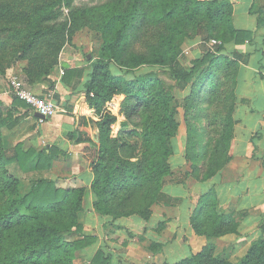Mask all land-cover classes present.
Listing matches in <instances>:
<instances>
[{"label":"trees","instance_id":"obj_1","mask_svg":"<svg viewBox=\"0 0 264 264\" xmlns=\"http://www.w3.org/2000/svg\"><path fill=\"white\" fill-rule=\"evenodd\" d=\"M97 1L73 6V0H36L25 8L0 2V49L7 44L12 60H27L21 71L28 83H34L49 80L64 38L73 28L89 22L96 31L100 43L83 86L89 107L98 116V141L81 131L77 140L88 141L95 150L90 163L92 208L110 217L105 226L133 215L148 220L157 204H168L172 198L163 186L173 172L169 159L171 139L179 132V107L186 112L201 102L208 107L204 118L209 135L201 149H196L195 128L187 125L184 157L198 171L194 176L209 180L231 160L237 58L242 54L228 55L224 43L243 42L252 32L233 25L231 0ZM63 8L68 10V21H57ZM146 25L161 26L156 41L144 52L130 50V39ZM190 37L220 42L191 55L185 52ZM184 54H188L185 64ZM80 74L77 68H67L62 79L66 82ZM187 88L181 101L176 89ZM120 94L124 97L119 112L126 119L112 134L117 117L107 103ZM19 105L28 107L15 97L10 104L0 98V264H74L76 251L97 240V235L81 233L79 215L86 187L61 185L46 176L19 186V177L9 165L26 172L43 171L60 157L57 147L37 148L24 140L6 148L2 127L17 123ZM214 126H219L216 137ZM200 160L202 165L197 164ZM190 174L186 171L185 176ZM240 217L232 209L220 208L212 185L199 194L190 215L200 245L178 260L161 264H264L263 218L258 223L263 234L250 242L238 260L215 253L217 239L239 233ZM164 224L158 221L157 228ZM74 232L80 236L66 237ZM153 245L160 242L152 241L149 247ZM109 255L100 246L88 264H109Z\"/></svg>","mask_w":264,"mask_h":264},{"label":"rangeland","instance_id":"obj_2","mask_svg":"<svg viewBox=\"0 0 264 264\" xmlns=\"http://www.w3.org/2000/svg\"><path fill=\"white\" fill-rule=\"evenodd\" d=\"M34 1L36 0H0V2H7L22 8L27 7ZM97 2V0H73V6L92 5ZM62 11L57 17V21H68V10L63 8ZM159 29H161L159 25L139 27L135 37L133 36L130 39L129 49L144 52L149 43L156 41ZM99 43L100 41L96 31L89 22L78 24L76 28H73L71 33L65 36L64 44L57 55L58 62L51 67L48 77L52 78L51 71L55 69V66H58L60 60L68 61L71 58H78V61L88 63L92 57L96 56ZM212 44V39L203 42L199 37H190L186 40L185 48L189 54L196 55L202 53L206 47H211ZM6 46L7 44L3 49H0V98L4 96L2 93L4 89L8 90L9 77L12 75L18 76L29 86L33 84L28 83L25 75L21 71V67L24 66L27 60H12V54ZM184 55L185 59H183V64H185L184 62L188 58V54ZM188 91V88L184 90L176 89V94L182 101V97ZM5 95L10 97V104L12 96L9 95V92ZM123 97L124 95L120 94L111 100L113 103L111 109L117 117V121L112 125V134H116L117 128L120 126V121L126 119L119 112ZM108 106L110 107L109 104ZM205 106L206 102H201L187 112L184 111L183 107H179L178 113L176 114V118L179 121V132L171 139L173 154L169 159L173 172L166 178L164 187L165 185H180L179 187L169 188L170 191L168 190L171 194L177 195V197L172 196L168 200V204H157L148 220H140L138 216L133 215L131 218L137 219H126L122 222H115L114 224L108 223L103 226L101 224L102 219L96 216V214L91 213L89 206L86 205L81 211L79 215V222L82 225L81 233L84 235H96L98 233L99 236H97V240L94 242L95 245H98L100 236L102 237L99 247L102 246L105 253L110 254L109 264H149L150 256L152 255H156L158 261H174L188 255L192 248L200 245L202 240L196 238L191 228L190 215L199 194L206 191L212 185L214 186L213 183L211 185L208 183L213 178L216 179L217 174L203 182L198 180L194 176L198 171L190 167L189 161H185L184 153L187 142V125L195 128L194 138L197 140L196 149H201V145L209 135L207 133L206 119L204 118L205 111L208 107ZM25 107L24 105L18 106L16 113L19 114L15 125L2 127V135L6 148H10L18 140L32 143L31 138H35V146L37 148L42 147L47 141L40 138L41 131H39V125L32 118L29 112L30 109H25ZM129 125L132 126L131 123ZM212 129V135L216 137L219 126H214ZM202 163L200 160L197 164L202 165ZM56 165L57 162H55L54 167L48 170L28 172L22 171L15 164L9 165L8 168L19 177V182H21L19 186L21 188L29 185L34 178L39 176L56 179L57 183L61 185L75 184L72 181L74 178L66 175L65 165L61 164V168L56 167ZM253 166H256V162H254ZM186 171L191 173L188 177L185 176ZM163 190L166 191V189ZM222 192V196L226 197V192ZM247 198L246 194L241 193L237 199L222 201L220 203V208L232 209L238 217H240V213L243 214L240 217L239 233L224 235L217 239L215 243V253L230 261L238 260L246 251L250 242L263 234L258 227V223L264 217V202L261 204L256 203L257 205L253 207L247 205ZM158 221H165L164 226L157 228ZM77 236H80L78 232H74L72 235H66L67 238ZM152 241L160 242V245H153L150 248L149 245ZM83 251L86 250L82 248L76 251L74 264H88L86 261L88 254Z\"/></svg>","mask_w":264,"mask_h":264},{"label":"crops","instance_id":"obj_3","mask_svg":"<svg viewBox=\"0 0 264 264\" xmlns=\"http://www.w3.org/2000/svg\"><path fill=\"white\" fill-rule=\"evenodd\" d=\"M231 2L233 25L238 29L249 30L252 34L249 39L240 43L234 40L224 43V51L228 55H233L234 52L242 54L237 58L239 65L234 87L236 102L233 113L235 119L233 143L231 142L230 148L232 158L216 173L217 178H213L208 184H214L219 205L222 201L237 199L243 193L248 197L247 205L254 207L256 203L264 202V0H231ZM90 64V61L83 63L78 61V58L60 60L58 66L51 71L52 78L36 81L30 86L37 93H44L46 89L54 90L53 100L57 111L52 117L40 122L33 109L29 106L25 109H30L32 118L38 123L40 138L47 140L44 145L59 149L60 157L53 161L51 167L55 166V162H57L56 167L61 168V164L65 165V173L74 178L72 181L75 185L86 187L83 208L87 205L91 213L96 214L92 208L95 196L90 189L92 180L90 163L95 156V150L88 141L77 140L81 131V133L86 132L94 142L98 141L96 126L98 116L89 107L83 86L91 70ZM60 68L64 70L77 68L81 74L74 75L65 82L59 73ZM51 80L52 86H50ZM2 93L4 96H1V99L5 104H9L10 97L5 95L8 90L4 89ZM117 96L119 95L115 98ZM31 142L35 145L36 139L31 138ZM254 162L256 166H253ZM175 186L180 185L163 186V189H166L163 190L165 195L177 197L169 192V188ZM222 191L226 192V197L222 196ZM96 216L102 219V225L110 219L98 214ZM126 219L137 218L120 217L114 222L118 223ZM140 220L144 219L140 218ZM96 235L99 236L98 233ZM101 238L100 236L98 245L94 243L84 248L86 251L83 252L88 254L86 260L88 263L99 247ZM151 262L161 264L164 261H158V257L152 255L149 264Z\"/></svg>","mask_w":264,"mask_h":264},{"label":"built area","instance_id":"obj_4","mask_svg":"<svg viewBox=\"0 0 264 264\" xmlns=\"http://www.w3.org/2000/svg\"><path fill=\"white\" fill-rule=\"evenodd\" d=\"M212 42L219 43L220 41L212 39ZM185 52L188 51L185 50ZM59 73L60 75H63L64 69L60 68ZM8 92L10 96L22 100L36 113L42 115V117H38L40 122H43L44 119L52 117L57 111L56 104L53 100V89H46L44 93H37L18 76L12 75L9 77ZM112 104V101H109L107 106L111 109Z\"/></svg>","mask_w":264,"mask_h":264},{"label":"water","instance_id":"obj_5","mask_svg":"<svg viewBox=\"0 0 264 264\" xmlns=\"http://www.w3.org/2000/svg\"><path fill=\"white\" fill-rule=\"evenodd\" d=\"M35 115H36L37 117H42V115H40L39 113H35Z\"/></svg>","mask_w":264,"mask_h":264}]
</instances>
